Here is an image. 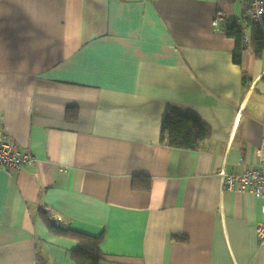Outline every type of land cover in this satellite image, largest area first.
Masks as SVG:
<instances>
[{
    "label": "crops",
    "instance_id": "1",
    "mask_svg": "<svg viewBox=\"0 0 264 264\" xmlns=\"http://www.w3.org/2000/svg\"><path fill=\"white\" fill-rule=\"evenodd\" d=\"M249 1L0 0V127L32 156L0 169V264H75L40 209L102 236L100 264H264V196L220 178L264 139V51L235 64L212 27ZM168 109L209 138L161 143Z\"/></svg>",
    "mask_w": 264,
    "mask_h": 264
},
{
    "label": "trees",
    "instance_id": "2",
    "mask_svg": "<svg viewBox=\"0 0 264 264\" xmlns=\"http://www.w3.org/2000/svg\"><path fill=\"white\" fill-rule=\"evenodd\" d=\"M124 1V0H119ZM227 35L235 39V50L233 62L241 63V56L245 50L240 33L232 24L227 28ZM251 49L256 57L264 51V16L260 23L252 26ZM264 82V77H263ZM210 129L205 126L196 116L191 114H180L168 109L161 124L160 141L166 146L181 150H195L199 143L208 139ZM149 183L145 182L143 190H147ZM133 188H136L133 184ZM40 214L50 233L60 237L73 239L77 242L76 248L71 252V258L75 264H100L102 254L99 245L102 236H91L71 228H62L54 225L47 215L40 209Z\"/></svg>",
    "mask_w": 264,
    "mask_h": 264
},
{
    "label": "built area",
    "instance_id": "3",
    "mask_svg": "<svg viewBox=\"0 0 264 264\" xmlns=\"http://www.w3.org/2000/svg\"><path fill=\"white\" fill-rule=\"evenodd\" d=\"M264 16V0H250L246 14L239 19L227 20L218 16L212 21V27L218 28L219 23L234 24L240 33L245 50L251 45L252 26L260 23ZM240 110V109H239ZM261 157L257 164L245 168L242 172L223 171L220 173L222 186L227 190L238 187L241 191L249 192L256 196H264V139L260 144ZM32 162V156L26 151H19L10 138L6 137L0 127V169L16 171ZM242 163V159L238 161ZM264 214V205L262 206ZM259 245L264 247V223H259L256 229Z\"/></svg>",
    "mask_w": 264,
    "mask_h": 264
},
{
    "label": "water",
    "instance_id": "4",
    "mask_svg": "<svg viewBox=\"0 0 264 264\" xmlns=\"http://www.w3.org/2000/svg\"><path fill=\"white\" fill-rule=\"evenodd\" d=\"M54 224V223H53ZM56 225V224H55ZM56 226H58V225H56ZM60 227V226H59Z\"/></svg>",
    "mask_w": 264,
    "mask_h": 264
}]
</instances>
